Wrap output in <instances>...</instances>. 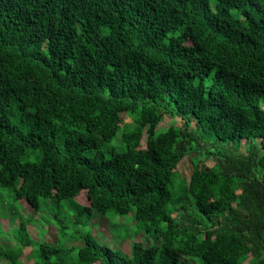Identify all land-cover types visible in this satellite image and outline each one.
<instances>
[{"label": "trees", "instance_id": "obj_1", "mask_svg": "<svg viewBox=\"0 0 264 264\" xmlns=\"http://www.w3.org/2000/svg\"><path fill=\"white\" fill-rule=\"evenodd\" d=\"M0 187L35 215L77 203L74 226L132 214L154 241L50 243L31 218L0 264H264V0H0Z\"/></svg>", "mask_w": 264, "mask_h": 264}, {"label": "rangeland", "instance_id": "obj_2", "mask_svg": "<svg viewBox=\"0 0 264 264\" xmlns=\"http://www.w3.org/2000/svg\"><path fill=\"white\" fill-rule=\"evenodd\" d=\"M208 2L211 9L215 10L217 0H208ZM174 121H177V119ZM174 121L162 122L158 125V129L162 131ZM123 123L131 124L132 118L124 115ZM24 159H26V157ZM29 160L35 162L37 159L36 157H30ZM190 160L191 158L186 156L177 165L175 171L171 174L170 181L167 185L168 187L177 188L178 183L181 181V177H189ZM208 164L211 165L212 163L208 162ZM13 194L12 190L0 187V243L3 247L14 245L10 230L15 228L20 221L27 222L31 220V218L34 219V222L31 226H28V230L35 240L45 239L47 242L53 243L58 237V243H62V245H77L80 241L77 238L78 235L76 231L89 230L98 242L108 248L118 250L124 256L130 255L132 241H141L146 246L154 243L150 235L145 231V225L135 221L132 214L119 215L111 212L102 216L94 213L90 215L89 213L88 217H90V219L86 226H74V213L80 208V205L77 203L71 205V202L65 201L56 204L50 200H42L40 202V209L36 212L37 215H35V212H33L34 210L25 203L23 208L19 207V200L14 201ZM79 200L84 203L82 199ZM53 214H58L65 218L68 227L65 229L64 236L58 233V230H56L54 226H51L52 224H46ZM38 215H40V217H38ZM36 217H38V219ZM126 242H129V247ZM36 254L33 247H26L23 250L20 261L23 264H30L33 262V258H35ZM249 262L246 260V263Z\"/></svg>", "mask_w": 264, "mask_h": 264}, {"label": "crops", "instance_id": "obj_3", "mask_svg": "<svg viewBox=\"0 0 264 264\" xmlns=\"http://www.w3.org/2000/svg\"><path fill=\"white\" fill-rule=\"evenodd\" d=\"M18 203H19V207H21V208H23V206H24V203L26 204V205H28L29 206V204L25 201V200H19L18 201ZM28 226H31L30 224L28 225ZM51 226H53V225H51ZM55 227V226H54ZM57 230V229H56ZM57 232V231H56ZM12 238V237H11ZM44 241H46L45 239H43ZM56 240V239H55ZM47 242V241H46ZM55 242V241H54ZM53 242V243H54ZM127 244H128V247H129V242H126Z\"/></svg>", "mask_w": 264, "mask_h": 264}]
</instances>
